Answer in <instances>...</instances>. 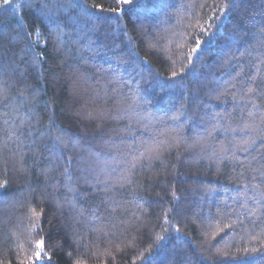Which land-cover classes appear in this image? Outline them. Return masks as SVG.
I'll use <instances>...</instances> for the list:
<instances>
[{"label":"trees","instance_id":"trees-1","mask_svg":"<svg viewBox=\"0 0 264 264\" xmlns=\"http://www.w3.org/2000/svg\"><path fill=\"white\" fill-rule=\"evenodd\" d=\"M0 264H264V0H0Z\"/></svg>","mask_w":264,"mask_h":264},{"label":"snow or ice","instance_id":"snow-or-ice-1","mask_svg":"<svg viewBox=\"0 0 264 264\" xmlns=\"http://www.w3.org/2000/svg\"><path fill=\"white\" fill-rule=\"evenodd\" d=\"M4 3L7 4L8 3V0H4ZM117 3L126 5V4L131 3V0H117ZM98 10H100L99 9V6H98ZM113 11H117V10L116 9H113ZM199 46H200L199 45V41H197V47H196V49H193V51H196L197 49H199ZM37 247L42 248L43 247V241L38 242ZM39 255L40 254L37 253V258H39Z\"/></svg>","mask_w":264,"mask_h":264}]
</instances>
